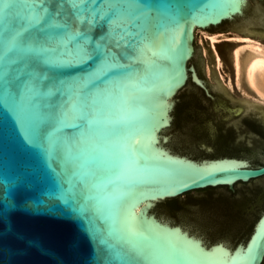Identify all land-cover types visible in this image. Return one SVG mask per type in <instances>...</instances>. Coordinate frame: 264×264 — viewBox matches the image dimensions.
Masks as SVG:
<instances>
[{
  "label": "water",
  "instance_id": "1",
  "mask_svg": "<svg viewBox=\"0 0 264 264\" xmlns=\"http://www.w3.org/2000/svg\"><path fill=\"white\" fill-rule=\"evenodd\" d=\"M41 8L58 14L43 42L56 66L33 67L57 97L10 51ZM198 30L264 44V0H0V264H263L264 123L209 81L223 98L187 86L213 97ZM186 86L204 129L188 141L172 123ZM207 188L253 206L234 250L199 239L234 248L246 234L206 224L208 193L193 191Z\"/></svg>",
  "mask_w": 264,
  "mask_h": 264
},
{
  "label": "flooded vegetation",
  "instance_id": "2",
  "mask_svg": "<svg viewBox=\"0 0 264 264\" xmlns=\"http://www.w3.org/2000/svg\"><path fill=\"white\" fill-rule=\"evenodd\" d=\"M217 34V33H224V34H231L228 32H211V34ZM223 42V41H222ZM197 69V67H196ZM198 71V70H197ZM200 76V75H199ZM201 78V76H200ZM202 79V78H201ZM206 80V79H203ZM207 82V86L211 91L212 94V98H210L204 90H202L201 88H199L198 86H196L192 81H189L187 86L189 84L194 85L195 87H197L205 97H207V99L211 100H215L216 97H220L223 98L220 94L215 93L209 86L208 80H206ZM185 87L184 90H182L180 92V97L177 100L176 106H175V111H174V115H173V125H174V136L175 133H180L181 136H183V138H185L184 140L188 141L189 140V135H194V136H198L200 134L203 133L204 129L201 130V132H199V129L197 128V125L193 124L195 120L201 119L202 117H200L198 110L193 109V107L196 104L194 103V101H197L196 99L192 98V97H188L186 94V88ZM216 96V97H215ZM201 110H206V107L201 106L200 107ZM244 111V110H243ZM242 111V112H243ZM229 116H233V117H238L239 115L242 114V112H240L239 108H232L229 111H227ZM204 113L209 114L208 111H205ZM203 121V120H202ZM203 124V123H202ZM172 135V137H173ZM228 136L224 137L222 135H218L217 136V140L216 141H227ZM191 157V156H190ZM219 157H224V156H215L213 158H219ZM207 159V158H205ZM208 159H212V158H208ZM260 179H264V177L260 178ZM257 179V180H260ZM256 181V180H253ZM251 182V181H250ZM249 182V183H250ZM238 184H247V183H238ZM237 185V184H236ZM261 187V186H259ZM217 188H227L228 190H230V192L234 193L235 192V186L233 189L229 188V187H217ZM217 188H207L204 190H198V191H193V192H205V193H210L213 190H216ZM260 189V188H259ZM187 193L179 198H175V199H170V200H166L163 201L161 203L158 204H165L167 205L170 209H177L179 207V200L182 197L185 196H189L191 193ZM207 197L204 198V200H202L201 202H198L202 207L206 208L208 210V215H209V222H207L206 224L211 225V226H215L217 229L221 230L222 233L227 232L228 234H235L236 236H240L242 234H244V232H246V234L243 237L237 238L236 239V246L234 248H230L229 246H227L226 242L224 241H216V242H206L203 238H199L201 239V241L203 242V245L207 248L208 251L214 249L215 247H218L220 245L224 246L226 249L234 250L239 244L244 243V237L248 235V232H250V230L252 229L253 226V217H251V215H254V211H252L253 206H247V208H243L242 206H239V204L237 202H234L232 199H228V198H223V197H215L214 195H208ZM157 204V205H158ZM255 225V224H254ZM254 228V226H253ZM264 264V262H263Z\"/></svg>",
  "mask_w": 264,
  "mask_h": 264
},
{
  "label": "bare ground",
  "instance_id": "3",
  "mask_svg": "<svg viewBox=\"0 0 264 264\" xmlns=\"http://www.w3.org/2000/svg\"><path fill=\"white\" fill-rule=\"evenodd\" d=\"M208 38L220 70L224 66V58L218 51V43L222 41L235 43L233 49L227 50V53L225 50L232 64L233 78L228 77L226 80L224 76L221 78L230 89L237 88L244 95L251 96L254 101L264 105V44L259 40L237 34L217 33L208 35Z\"/></svg>",
  "mask_w": 264,
  "mask_h": 264
},
{
  "label": "snow or ice",
  "instance_id": "4",
  "mask_svg": "<svg viewBox=\"0 0 264 264\" xmlns=\"http://www.w3.org/2000/svg\"><path fill=\"white\" fill-rule=\"evenodd\" d=\"M33 2L44 5L46 0H33ZM63 2H65V0H61V3ZM66 2L69 4H78L81 3L82 0H66ZM41 11L45 10L41 8ZM57 15L56 13H48L45 11V17L40 24H37L36 21L25 20L21 27L15 32L14 40L10 48V51L18 50L21 53L22 57L26 60L24 70L30 69L31 73L36 78V82L40 83L43 86V90L54 97L58 96V90L55 84L51 82L50 73L47 71L38 72L33 65H40L44 69L56 66L52 61L43 58V52L46 51L43 42L47 29L56 28L58 26V24L52 23V20ZM74 30L76 29L74 28ZM69 106L70 102L63 103L65 110H67Z\"/></svg>",
  "mask_w": 264,
  "mask_h": 264
},
{
  "label": "rangeland",
  "instance_id": "5",
  "mask_svg": "<svg viewBox=\"0 0 264 264\" xmlns=\"http://www.w3.org/2000/svg\"><path fill=\"white\" fill-rule=\"evenodd\" d=\"M228 33L241 35L235 32ZM208 35L210 34L198 30V39H195V46L200 50L202 67L208 81L211 83L212 88H221L222 95L229 97V103L238 100V106L244 107L252 119L264 123V105L254 101L251 96L244 95L237 88H233L234 90L230 89L227 86L226 82L221 78L222 76H224L225 80L228 79V77L233 78L232 64L226 53L228 52L227 50H231L234 48L235 43L233 42L234 45L227 42L218 43V51L224 58V66L220 70L216 65L215 54L211 47Z\"/></svg>",
  "mask_w": 264,
  "mask_h": 264
}]
</instances>
